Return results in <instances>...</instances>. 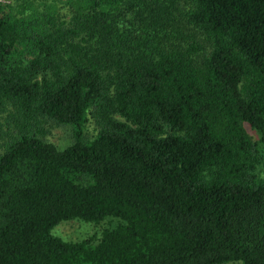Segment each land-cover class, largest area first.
I'll use <instances>...</instances> for the list:
<instances>
[{"label":"trees","instance_id":"1","mask_svg":"<svg viewBox=\"0 0 264 264\" xmlns=\"http://www.w3.org/2000/svg\"><path fill=\"white\" fill-rule=\"evenodd\" d=\"M231 261L264 264V0H0V264Z\"/></svg>","mask_w":264,"mask_h":264},{"label":"rangeland","instance_id":"2","mask_svg":"<svg viewBox=\"0 0 264 264\" xmlns=\"http://www.w3.org/2000/svg\"><path fill=\"white\" fill-rule=\"evenodd\" d=\"M4 1H9V0H4ZM183 4L184 2L182 1V6ZM61 11L63 15H67L65 9H62ZM47 129L48 132L46 134V137L52 142L59 145H64L70 142L71 135L68 127L48 126ZM86 130L89 134H92L94 132V125L92 123H88L86 126ZM93 231H94V227L91 224L75 219L60 221L52 228L53 234L58 235L66 240H78L87 236ZM222 264H243V263L241 261H231Z\"/></svg>","mask_w":264,"mask_h":264}]
</instances>
